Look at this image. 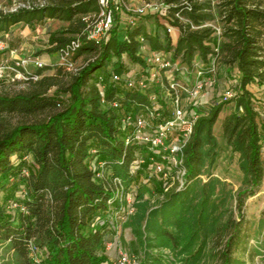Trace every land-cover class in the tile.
I'll list each match as a JSON object with an SVG mask.
<instances>
[{"label": "trees", "instance_id": "obj_1", "mask_svg": "<svg viewBox=\"0 0 264 264\" xmlns=\"http://www.w3.org/2000/svg\"><path fill=\"white\" fill-rule=\"evenodd\" d=\"M128 2L123 0L118 24L100 45L86 36L88 25L98 15V0H58L15 11L0 10V33L20 22L37 24L50 18L65 21V27L48 30V47L43 50L54 56L72 40L81 41L72 57L76 70L47 64L72 77L67 85L46 76L30 91L0 95V264L4 247L16 257L12 264H34L35 256L41 264L106 263V245L115 233L109 215L119 207L118 201L109 203L118 187L117 178L134 195L138 212L130 227L144 245L145 259L156 258L165 264L199 263L208 246L205 237L196 245L204 205L220 183L210 178L199 187L200 176L216 160L219 143L214 127L224 104L230 101L235 102V108L224 118L222 130L232 151L240 154L239 166L244 173L238 193L240 212L244 198L263 185L264 117L255 106L251 86L264 91V0H162L167 5L164 12H148L135 25L127 21ZM123 12L128 15L120 23ZM150 20L155 26H149ZM170 28L178 32L176 40ZM143 46L148 51L166 53L191 71L200 66L215 81L221 62L227 66L228 76L234 78L231 88L236 92L226 102L214 98L191 106L189 112L200 116L183 149L185 183L179 190L166 191L162 205L151 209L140 203V178L148 172L143 184H153L154 190L163 193L168 181L160 174H150L149 161L138 162L143 149L125 143L120 119L126 113H138L150 104V92L160 91L153 87L146 91L127 88L113 80L114 73L127 72L125 58L145 65ZM82 54L95 58L80 63ZM213 63L215 71L211 72ZM6 80L11 81L4 77L0 83ZM52 87L56 88L49 93ZM115 99L122 104L119 108L111 106ZM160 102L164 105L161 119H166L172 115L169 100L161 98ZM15 112L47 116L10 124L4 115ZM196 196L202 199L201 209L193 220ZM11 200L25 209H9ZM241 221L231 215L220 223L214 216L213 249L226 239L224 249L219 251L220 264L240 263L232 250L247 237L246 229L239 227ZM164 249L171 251L172 259L166 257Z\"/></svg>", "mask_w": 264, "mask_h": 264}, {"label": "built area", "instance_id": "obj_2", "mask_svg": "<svg viewBox=\"0 0 264 264\" xmlns=\"http://www.w3.org/2000/svg\"><path fill=\"white\" fill-rule=\"evenodd\" d=\"M99 12L96 19L90 23L86 29L87 39L100 45L110 38L112 29L118 24L123 0H98ZM167 5L164 3L147 2L141 7L131 8L127 6L130 16L128 24L135 25L140 16L148 11L164 12ZM170 32L174 30L169 29ZM144 38L140 37V41ZM81 46L80 39H75L62 49L55 57L53 64L63 66L68 70H76L72 57ZM0 49L3 44L0 41ZM145 65L140 69L129 68L124 74H113V80L123 82L127 88H136L146 91L149 88H159L160 94L150 92L148 106H145L138 113H126L120 119L121 128L124 133L125 143L138 145L143 149L138 162L144 164L149 161L151 164L150 174H160L164 180L168 181L166 190L177 183L179 189L185 183L186 167L184 166L183 149L190 139L195 123L200 116L197 112H189L190 107L185 103L187 98L194 99L192 105L200 106L208 98L211 89L216 85L215 79L206 74L200 66L194 71L181 64L179 60H173L164 52L148 51L143 46ZM42 68L46 65L41 59L33 56L5 60L0 63V79L9 77L11 81L25 78V73L29 72V66ZM210 71H215V64H212ZM182 74L183 78H178L176 74ZM164 78V79H163ZM166 79V84L164 80ZM191 79H194L190 82ZM104 94V91L102 90ZM236 96L232 88H226L221 94L219 102H226ZM163 98L169 100L172 115L166 119L162 118L164 105L160 102ZM168 98V99H166ZM104 101V99H103ZM121 102L115 99L111 106L119 108ZM145 153V154H144ZM24 173H28L25 169ZM118 187L115 195L109 200L110 204L119 202V207L114 208L109 215L114 227V238L108 241L106 248H115L113 260H108L106 264H144L145 252L140 249L137 253H131L122 242L125 225L131 215L136 213L134 197L126 191L122 180L117 178ZM126 199L127 206L123 207L122 202ZM9 209H22L25 207L15 200L9 201ZM137 240V239H136ZM172 259V255L166 254ZM34 264H41L38 256L34 257ZM104 264V263H103Z\"/></svg>", "mask_w": 264, "mask_h": 264}, {"label": "rangeland", "instance_id": "obj_3", "mask_svg": "<svg viewBox=\"0 0 264 264\" xmlns=\"http://www.w3.org/2000/svg\"><path fill=\"white\" fill-rule=\"evenodd\" d=\"M54 1L58 0H0V10H3L5 12L15 11L20 7H28L31 4H50ZM149 1L155 2L157 4L162 3V0H129L128 5L131 8H136L141 7L143 4ZM160 22H164V19H160ZM51 23L52 28L54 29L63 27L65 25L63 21L57 19L53 21L51 20ZM149 26H155L154 20H150ZM38 29L39 32H37V35L40 36L43 34V28L39 26ZM25 31H27V34H24ZM19 35L21 36V38L23 37V39H20ZM32 35L33 34L27 28V23L25 22L14 24L9 28L7 32H1L0 41L3 44V49L7 48L9 51L3 61H13L15 59L25 58L27 55H29L30 49L34 43L31 40ZM174 36L177 37L176 33H174ZM35 54L48 57V54H45V50L43 49H40L38 51L36 50ZM78 58L80 63H86L87 61L95 57L87 54H82ZM55 59L56 57L50 54L48 63L52 64ZM48 65L47 67L43 68H36L35 66L31 65L28 67L29 72L25 73V78L16 82L6 80L4 83H0V95H14L17 93L30 91L34 88L36 82L46 76L55 77L56 81L60 85H67L72 80V77L70 75L66 73H58L55 68L49 67ZM217 67L218 69L216 73V85L211 89V91L216 94L215 98L217 99V101H220L223 90L226 88H231L233 86L234 78L228 76L227 66L223 63L219 62ZM49 68L50 70H47ZM176 75L178 76V78H183L182 74L180 73ZM193 80L194 79H191L190 82H192ZM164 83L167 86L166 79L164 80ZM55 88L56 87H52L49 90V93H52ZM251 89L255 95V106L264 117V91H260L257 85L251 86ZM185 103L188 105V107H190L189 109H191V106L194 103V99L187 98ZM234 108V101H230L224 104V108L214 127V133L219 143L218 155L214 164L212 166H206L203 174L200 176L201 181L199 187H202V185L210 178L218 179L220 183L217 184L215 195L208 199L207 205H204L205 215L203 217L202 231L198 235L196 245L199 243L200 238L205 237V241L208 243V246L203 252L201 260L197 264H220L221 256L219 254V251L224 249L226 239H224V244L222 246L214 250L212 247L214 242L211 240V228L215 224L214 216H217L219 218L220 223H224L231 215H233L234 219L238 222L241 221L243 215L244 218L240 222L239 227L242 229L245 228L247 231L246 240L242 243L234 245L232 250L233 257L239 260L240 263L238 264H264V182L262 187L253 195L244 198V204L242 205V210L240 212V210L238 209V193L243 187L244 180V173L239 166L240 154L238 152L232 151L231 147L227 144L222 130V123L224 118L228 114H230L234 110ZM46 116L47 115L45 114H40L37 116H26L16 112L4 115L5 120H7L10 124H15L21 120H26L29 122L43 120L46 118ZM146 174L149 175L148 172ZM147 175H144L140 178V187L138 188V192L142 193V199L140 200L141 202H139L141 204H147L149 209H151L162 205L163 200L166 199L164 194L168 190L164 189L163 193L154 190L155 188L153 184H151L150 187L144 185L143 183L146 181ZM172 189L179 190V185L177 183L173 184L169 187V190ZM131 194L133 195V193ZM201 200L202 199H200L199 196H196L193 200V220H196L197 216L200 213ZM122 206H127L126 199L123 200ZM134 206L137 213L138 207L135 205V201ZM212 208L214 210L213 212H211ZM12 210L15 211L16 208H13ZM136 213L134 215H131L127 223L124 224L125 231L124 236L122 237V242L133 254L137 253L140 249L144 250V245L136 240L137 236L134 233L133 229L130 227V223L136 217ZM215 244H217V241H215ZM111 250L113 252H111ZM111 250H108L107 248L105 250L109 255V261L113 260L115 255V248H111ZM163 252L164 254H168L170 256L172 255L169 249H164ZM15 259L16 257L11 254V251L8 247H4L1 250V264L15 263ZM149 261L150 260L145 259L144 264H165L161 260H156V258L154 260H151L150 262Z\"/></svg>", "mask_w": 264, "mask_h": 264}, {"label": "crops", "instance_id": "obj_4", "mask_svg": "<svg viewBox=\"0 0 264 264\" xmlns=\"http://www.w3.org/2000/svg\"><path fill=\"white\" fill-rule=\"evenodd\" d=\"M148 12H152V11H148ZM148 12H147V13H148ZM127 15H128V14H127L126 12H123V18L120 19V23H124V22H125ZM51 20L53 21V20H56V19H51V18H50V19H48V20H46V21H43V22H40V23H37V24H27V28H28L29 31L33 34V35L31 36V40H32L34 43H33L32 47H31V49H30V53H29V55H27L26 57H28V56L37 57V58L41 59L44 63H46V65H47V64H50V63H48L50 53L45 52V54H48V55H47L48 57H45V56H42V55L35 54V52H36V50L38 51V50H40V49H45L46 47H48V38H49L48 30H57V29L62 28V27H60V28H56V29L52 28ZM57 20H60V19H57ZM61 21H63V20H61ZM63 22H64V24H65L63 27H65V26L67 25V23H66L65 21H63ZM39 26H40L41 28H43V34L40 35V36H42V37H40L39 35H37V32H39V31H38V30H39V29H38ZM174 33H176L177 37L174 36ZM24 34H27V31H25ZM19 36H20V35H19ZM178 36H179L178 32H177L176 30H174V31H173V38L176 40V39L178 38ZM20 39H23V37L21 38V36H20ZM18 43H19V42H18ZM8 53H9V51H8L7 48H6V49H0V63L3 62L4 58L6 57V55H7ZM15 58H16V57H15ZM124 60H125V65H126V67H127L128 69H129V68H133V67H136V68L140 69V68L142 67L141 65L134 64V63L131 62L128 58H125ZM49 62H50V61H49ZM215 97H216V94H215L213 91H211V92L209 93V95H208V98L206 99V100H207L206 102H208V101L214 99ZM261 192H262V191H261ZM261 192H260V193H261ZM110 250H111V249H110ZM111 252H113V251L111 250Z\"/></svg>", "mask_w": 264, "mask_h": 264}]
</instances>
